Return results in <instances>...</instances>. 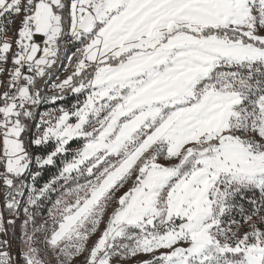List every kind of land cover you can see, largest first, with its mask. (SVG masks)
Here are the masks:
<instances>
[{"label": "snow or ice", "instance_id": "6c2138e0", "mask_svg": "<svg viewBox=\"0 0 264 264\" xmlns=\"http://www.w3.org/2000/svg\"><path fill=\"white\" fill-rule=\"evenodd\" d=\"M0 264H264V0H0Z\"/></svg>", "mask_w": 264, "mask_h": 264}, {"label": "rangeland", "instance_id": "374dc122", "mask_svg": "<svg viewBox=\"0 0 264 264\" xmlns=\"http://www.w3.org/2000/svg\"><path fill=\"white\" fill-rule=\"evenodd\" d=\"M70 50H71V49H70ZM52 171H54V169H53ZM50 174H51L50 172H49V173H46L44 179H47L48 176H49ZM42 182H43V181H41V183H42ZM93 239H94V238H93Z\"/></svg>", "mask_w": 264, "mask_h": 264}]
</instances>
